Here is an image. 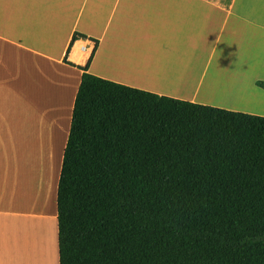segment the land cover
<instances>
[{"label": "trees", "instance_id": "16d2710c", "mask_svg": "<svg viewBox=\"0 0 264 264\" xmlns=\"http://www.w3.org/2000/svg\"><path fill=\"white\" fill-rule=\"evenodd\" d=\"M80 67L57 185L59 264H264V115Z\"/></svg>", "mask_w": 264, "mask_h": 264}, {"label": "crops", "instance_id": "0c3cea01", "mask_svg": "<svg viewBox=\"0 0 264 264\" xmlns=\"http://www.w3.org/2000/svg\"><path fill=\"white\" fill-rule=\"evenodd\" d=\"M114 58L133 73L108 68ZM193 61L247 77L262 102L215 96L203 75L189 91L139 74L141 62L159 70ZM79 65L160 95L264 115L256 84L264 0H0V264H17L18 251L21 264H59L57 185Z\"/></svg>", "mask_w": 264, "mask_h": 264}, {"label": "bare ground", "instance_id": "6f19581e", "mask_svg": "<svg viewBox=\"0 0 264 264\" xmlns=\"http://www.w3.org/2000/svg\"><path fill=\"white\" fill-rule=\"evenodd\" d=\"M161 65L162 68L158 70L154 64L151 65L147 62H141L138 67L139 74L146 79H154L156 82L189 91H195V89L189 87L187 83L189 81H196V78H198L199 75H203L199 80V83L203 81V90L210 91L215 94V96H225L230 100H239L246 104L251 101L262 102L258 96L253 94L249 87L247 77L236 76L219 70H206L199 61L180 62L178 64L161 63ZM106 66L110 69H118L120 71L131 73L134 71L130 68L131 65L127 63V61L115 58L106 61ZM26 259L24 258L25 261ZM19 261L20 251H18L17 264H21ZM49 264H52V260H50Z\"/></svg>", "mask_w": 264, "mask_h": 264}, {"label": "built area", "instance_id": "2783aa9c", "mask_svg": "<svg viewBox=\"0 0 264 264\" xmlns=\"http://www.w3.org/2000/svg\"><path fill=\"white\" fill-rule=\"evenodd\" d=\"M78 51L79 53H86L88 51V44L86 42L80 41Z\"/></svg>", "mask_w": 264, "mask_h": 264}]
</instances>
